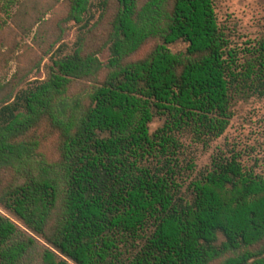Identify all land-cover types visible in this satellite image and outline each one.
<instances>
[{
	"label": "trees",
	"instance_id": "trees-1",
	"mask_svg": "<svg viewBox=\"0 0 264 264\" xmlns=\"http://www.w3.org/2000/svg\"><path fill=\"white\" fill-rule=\"evenodd\" d=\"M9 4L14 35L38 26L22 55L50 63L0 85V205L32 232L0 213V264H264V174L219 153L191 178L181 160L185 135L215 140L264 96V38L234 45L216 0H103L93 24L91 0Z\"/></svg>",
	"mask_w": 264,
	"mask_h": 264
},
{
	"label": "rangeland",
	"instance_id": "rangeland-1",
	"mask_svg": "<svg viewBox=\"0 0 264 264\" xmlns=\"http://www.w3.org/2000/svg\"><path fill=\"white\" fill-rule=\"evenodd\" d=\"M217 15L220 24L227 29L234 45L243 46L253 39L264 38V0H216ZM103 7V0H91V21L95 23L99 20L101 14L111 9ZM17 10V6L13 4L4 5L0 9V85H6L12 82L14 75L19 80L18 87L14 89V93L20 89L27 87L30 83L44 79L47 75V65L50 63V56H45L37 67L35 59L29 60L27 55H22L26 45L33 44V38L38 26L28 34L14 35L7 26L13 25V15ZM61 8L58 12H62ZM51 14L47 15L50 18ZM48 28V34L57 37L59 31L56 23L51 21ZM81 26L75 22L63 24V33L61 40L55 49L58 54H66L72 52L77 46V40L82 33ZM56 29V31H55ZM15 37L19 41V46H14ZM188 43L178 41L170 48L174 52L186 51ZM12 49V54L8 56L7 52ZM103 61L109 58V50L105 49L99 54ZM38 63L40 61V55ZM39 68V69H38ZM233 117L230 125L225 133L215 140L201 141L194 139L190 135L182 138L183 152L181 156L182 164L186 166L189 162L195 164L191 171V178L196 177L200 171L209 168L212 159L219 153L231 155L238 154L242 163L248 167H253L258 173L264 174V96H251L247 99H239L233 106ZM163 123L160 119H155L151 125L152 131L161 126ZM187 184L184 188L186 191ZM0 213L10 217L22 230L30 232L24 222L18 219L14 214L9 212L0 205ZM35 235V234H34ZM36 236V235H35ZM37 240L41 244L45 242L38 236ZM70 264H75L72 260Z\"/></svg>",
	"mask_w": 264,
	"mask_h": 264
}]
</instances>
